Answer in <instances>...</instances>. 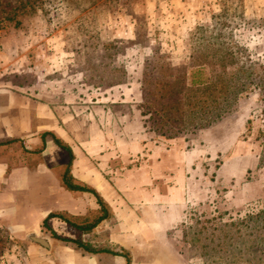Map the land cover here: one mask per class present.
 <instances>
[{"label":"rangeland","instance_id":"1","mask_svg":"<svg viewBox=\"0 0 264 264\" xmlns=\"http://www.w3.org/2000/svg\"><path fill=\"white\" fill-rule=\"evenodd\" d=\"M193 77L215 81L216 95L227 83L236 97L229 91L223 115L186 138L187 147L200 148V194L160 235L172 254L164 260L264 264V0H0L1 127L32 133L54 125L69 145L65 135L84 139L91 121H106L107 107L121 114L135 108L146 131L171 138L155 127L167 112L185 109L189 120L192 103L200 104ZM163 123L162 130L176 131L177 123ZM30 137L0 144V157L33 163L40 150L26 144ZM58 149L61 172L68 155ZM50 233L41 224L40 236L51 241L44 247L14 236L0 218V264H68L58 250L70 245ZM148 242L140 249L153 261L156 241Z\"/></svg>","mask_w":264,"mask_h":264},{"label":"crops","instance_id":"2","mask_svg":"<svg viewBox=\"0 0 264 264\" xmlns=\"http://www.w3.org/2000/svg\"><path fill=\"white\" fill-rule=\"evenodd\" d=\"M104 113L106 121L100 125L91 121L84 139L70 138L65 130L63 133L69 137L67 141L74 154L72 175L99 192L109 205L110 214L81 234L82 240L85 236H97L95 242L89 241L98 247L97 251L82 252L61 246L58 256L68 264H168L164 258L172 254L160 244L164 241L160 235L165 236L170 227L179 223L190 198L199 197L200 148L187 147L186 135L158 139L155 133L145 130L135 108L121 114L107 107ZM42 130L62 136L54 125H40L32 133L23 125H0V138L24 139ZM29 143L40 150L33 163L20 157L13 164L9 157H0V218L8 221L14 236H27L31 241L43 239L47 243L43 246L47 247L50 238L40 236L44 219L55 233L76 235L72 225L57 216L48 217L49 213L87 216L99 205L92 193L67 190L61 185L59 167L65 161L57 146L48 140L43 144L35 135L26 141ZM163 210H167L166 218L161 216ZM149 240H155L157 246L152 249L153 261H149L148 250L140 249L150 246Z\"/></svg>","mask_w":264,"mask_h":264},{"label":"trees","instance_id":"3","mask_svg":"<svg viewBox=\"0 0 264 264\" xmlns=\"http://www.w3.org/2000/svg\"><path fill=\"white\" fill-rule=\"evenodd\" d=\"M215 83V81L208 83L205 79H202L201 77L198 80L193 77L190 81V84L192 86L197 84L200 86V104H197L196 102L192 103L193 107L189 108L187 111L189 117L188 121H186L185 109L181 110L182 116H172V112L169 114L168 112L167 114H162L163 122L166 121L167 123H171V126L173 125V123H177V127L176 131H174L173 133H169L168 130L170 129L162 130V127L166 126V123L161 122L159 123V128L155 127V129L160 131V135H163L165 137H173L175 136V133L183 132L187 137L191 135L196 137L200 133L199 131L201 128H206L212 125L218 118H220L223 115V112L225 111V107H223L222 103L228 100L229 91L231 92L230 95L234 94L233 97H236V93L231 90L230 85L226 83L227 87L221 86L220 88H218L217 93L220 94L216 95L215 93H213L216 90ZM183 87H180L179 93L182 91ZM218 96L223 97L222 102L217 99ZM148 104H150V101L148 102ZM160 104H164L167 106V104L165 103ZM174 109L180 110L178 106H176ZM158 112V109H153L151 111V114ZM158 119H156V122H158ZM168 128H170V126H168ZM165 132H168V134L165 135ZM38 135L42 140L43 144L47 140L51 141L52 143L60 147L62 150H64L68 155V161L60 172L61 185L67 190H80L92 193L96 199V202L99 205L97 210L90 212V214L87 216H74L65 212L49 213L48 217L57 216L60 219L64 220L66 223L72 225L76 231V235L74 238L60 236L55 233L52 229L50 230V235L53 238H57L69 244L74 249H79L82 252H95L98 250V247L92 246L91 244L82 241L81 234L84 232H89L102 219L106 218L110 214V207L93 186L76 181V179L72 175L70 168L73 160V152L70 146L65 141H63V139L57 136L52 130H42L39 132ZM16 140L18 139L15 137L4 138L3 140H0V144L10 143ZM45 221L46 219H44L43 221L44 225L46 224ZM34 241L44 246H46L47 244L43 239H35Z\"/></svg>","mask_w":264,"mask_h":264}]
</instances>
